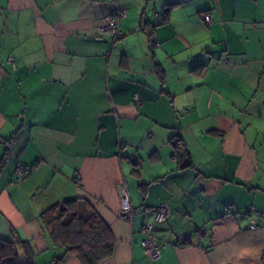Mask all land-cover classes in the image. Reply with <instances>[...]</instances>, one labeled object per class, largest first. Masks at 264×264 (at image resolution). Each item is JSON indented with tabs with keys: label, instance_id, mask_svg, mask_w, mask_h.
<instances>
[{
	"label": "crops",
	"instance_id": "0c3cea01",
	"mask_svg": "<svg viewBox=\"0 0 264 264\" xmlns=\"http://www.w3.org/2000/svg\"><path fill=\"white\" fill-rule=\"evenodd\" d=\"M71 198L114 235L98 264H264V0H0V238L53 264L40 214Z\"/></svg>",
	"mask_w": 264,
	"mask_h": 264
},
{
	"label": "trees",
	"instance_id": "16d2710c",
	"mask_svg": "<svg viewBox=\"0 0 264 264\" xmlns=\"http://www.w3.org/2000/svg\"><path fill=\"white\" fill-rule=\"evenodd\" d=\"M171 140L175 155L187 157L180 136ZM40 222L50 244L63 248V254L55 257L53 264H60L65 254L75 256L81 264H98L114 251L115 239L110 227L85 199L71 198L49 206L41 212ZM12 235L14 239L0 238V264H20L17 248H21V241H15L13 230Z\"/></svg>",
	"mask_w": 264,
	"mask_h": 264
},
{
	"label": "built area",
	"instance_id": "2783aa9c",
	"mask_svg": "<svg viewBox=\"0 0 264 264\" xmlns=\"http://www.w3.org/2000/svg\"><path fill=\"white\" fill-rule=\"evenodd\" d=\"M125 15L124 9H116L113 13L106 15L103 18V23L100 26L101 32H107L109 35H111L114 39L117 38L120 35L119 31V20L122 16ZM203 20L206 23H209L210 16L208 14L203 15ZM135 101H137V98H135ZM131 161L136 162V157H131ZM29 166H23L19 165L17 167V181L21 179V176L25 175L29 171ZM120 217L124 220L131 221L134 214L136 213V209L132 206L130 197L128 195L127 189L125 186L121 187L120 190ZM147 212H152L154 215V219L157 221H163L165 217L167 216V209L164 205H160L158 207H148L145 208ZM250 227L256 228V224L253 222ZM152 224L151 223H145L143 226V232H144V240H143V246L146 249V251L149 253V255L152 258H156L160 254L161 248L164 246V242L160 241L152 232Z\"/></svg>",
	"mask_w": 264,
	"mask_h": 264
},
{
	"label": "water",
	"instance_id": "95a60500",
	"mask_svg": "<svg viewBox=\"0 0 264 264\" xmlns=\"http://www.w3.org/2000/svg\"><path fill=\"white\" fill-rule=\"evenodd\" d=\"M15 241L18 242V238H15ZM17 255H18V261L20 264H24L27 262V257L24 253V250L20 247L17 248Z\"/></svg>",
	"mask_w": 264,
	"mask_h": 264
}]
</instances>
